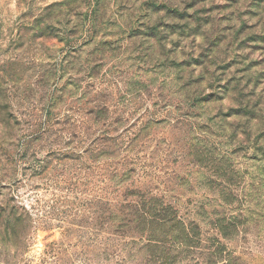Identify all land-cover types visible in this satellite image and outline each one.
Here are the masks:
<instances>
[{
	"label": "rangeland",
	"instance_id": "374dc122",
	"mask_svg": "<svg viewBox=\"0 0 264 264\" xmlns=\"http://www.w3.org/2000/svg\"><path fill=\"white\" fill-rule=\"evenodd\" d=\"M255 3L0 0V264H161L144 201L199 229L175 264H264Z\"/></svg>",
	"mask_w": 264,
	"mask_h": 264
},
{
	"label": "trees",
	"instance_id": "16d2710c",
	"mask_svg": "<svg viewBox=\"0 0 264 264\" xmlns=\"http://www.w3.org/2000/svg\"><path fill=\"white\" fill-rule=\"evenodd\" d=\"M255 2L256 5L254 7L257 10H264V8H262L264 6V0H255ZM97 18L98 12L95 13V20H97ZM148 37L154 38V35H148ZM253 41H257V39H252L251 42ZM259 41L264 42V38L260 39ZM248 112L250 111H247V114ZM144 202L146 204L144 203L140 205L141 207H136V211L134 213H127L128 218L130 217L131 219H128L127 215H125L123 219L124 222H127V225L132 223V225L135 226V231L138 232L135 233L136 235L139 234V232H143L147 226H150V230L155 236L158 231H160V234H163L164 229H168L171 232L174 231V236H172V242H174L173 247L178 250V255L172 257L170 252L173 249L171 247H166V243H170V241L167 239L168 237H164L163 239L155 237V239L152 238V241L155 242V244H144L145 247L148 248L147 252L150 254V256L161 260V264H175L177 262V258L181 257L183 253L190 254L192 253L193 249H197L199 247V244L201 245L199 229L197 226L194 224L188 225L174 216L167 217L164 215V211L154 209L152 206H148V202ZM8 219H11L12 221V218L9 217ZM22 222H24V220L20 218L17 220L15 219V223L22 224ZM218 224L220 231L226 233L228 228L226 227L225 223L220 222ZM165 251L167 253H165ZM155 254L160 255L158 256ZM208 257L209 260L207 264H239L236 258L230 255L226 256V249L219 242L212 246Z\"/></svg>",
	"mask_w": 264,
	"mask_h": 264
}]
</instances>
